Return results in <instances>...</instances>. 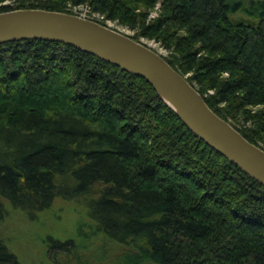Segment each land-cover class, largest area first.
<instances>
[{
  "label": "trees",
  "instance_id": "16d2710c",
  "mask_svg": "<svg viewBox=\"0 0 264 264\" xmlns=\"http://www.w3.org/2000/svg\"><path fill=\"white\" fill-rule=\"evenodd\" d=\"M24 2L0 0V13L84 7L157 43L264 151V0ZM55 199L78 202L91 237L122 248L113 264H264V187L189 133L145 81L61 43H3L0 221L5 205L30 220ZM44 245L49 264H88L74 239ZM0 264H19L1 238Z\"/></svg>",
  "mask_w": 264,
  "mask_h": 264
},
{
  "label": "water",
  "instance_id": "95a60500",
  "mask_svg": "<svg viewBox=\"0 0 264 264\" xmlns=\"http://www.w3.org/2000/svg\"><path fill=\"white\" fill-rule=\"evenodd\" d=\"M24 40L61 43L139 77L189 133L264 187V151L216 116L186 78L146 45L73 14L39 9L1 12L0 45Z\"/></svg>",
  "mask_w": 264,
  "mask_h": 264
},
{
  "label": "rangeland",
  "instance_id": "374dc122",
  "mask_svg": "<svg viewBox=\"0 0 264 264\" xmlns=\"http://www.w3.org/2000/svg\"><path fill=\"white\" fill-rule=\"evenodd\" d=\"M249 1L241 0L242 6L246 7ZM71 12L82 18L101 19L99 16L88 14L84 7L75 8ZM233 18L247 20L240 12ZM103 23L121 34L133 35V32L118 25L115 21L103 20ZM137 40L162 57L166 56V52L157 43L141 38ZM4 210V218L0 221V238L19 264H49L45 256L44 240L46 237L61 241L74 239L83 248L79 250V253L88 264H113L114 257L120 256L121 247L108 243L104 245L100 237H91L89 222L78 202L55 199L48 209L34 214L30 220L23 212L13 210L9 206L5 205ZM85 235L89 236L86 240L82 239ZM99 248H103V251ZM116 252H119L118 255L113 254Z\"/></svg>",
  "mask_w": 264,
  "mask_h": 264
}]
</instances>
